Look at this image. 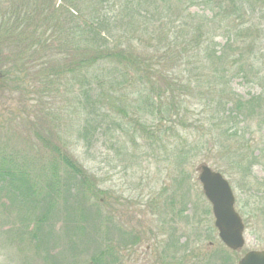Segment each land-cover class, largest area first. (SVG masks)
I'll list each match as a JSON object with an SVG mask.
<instances>
[{"label":"trees","instance_id":"obj_1","mask_svg":"<svg viewBox=\"0 0 264 264\" xmlns=\"http://www.w3.org/2000/svg\"><path fill=\"white\" fill-rule=\"evenodd\" d=\"M31 7L34 11L22 20L26 24L18 17L12 28L2 27L0 42L29 67L24 70L34 74L28 75L29 85L37 83L45 90L41 95L64 80L77 84L85 113L78 138L87 150L96 137L106 146L112 122L131 141L139 138L168 154L176 170L201 158L208 147L224 155L229 169L250 173L253 161L246 162L245 142L230 151L216 140L243 142L253 123L264 126V0H65L58 7L51 0H35ZM217 39L224 41L219 50ZM182 61L203 76L177 75ZM235 80L256 85L259 93L240 95ZM192 94H198L202 125L210 133L201 136L202 142L183 135L193 127ZM49 120L51 127L40 124V132L38 122L29 124L33 135L27 145L42 152L35 155L38 165L33 148L21 153L0 143V258L9 256L16 264H123L120 251L139 244L142 236L115 223L102 185ZM186 178L175 179L179 189L167 204L173 221L183 218L190 204L189 194L179 192L188 185ZM110 235L119 242L112 245V237V246L103 245L101 236ZM90 239L95 250L79 253ZM178 243L171 241L158 253L159 264L235 262L224 247L187 254L188 246L182 250Z\"/></svg>","mask_w":264,"mask_h":264},{"label":"rangeland","instance_id":"obj_2","mask_svg":"<svg viewBox=\"0 0 264 264\" xmlns=\"http://www.w3.org/2000/svg\"><path fill=\"white\" fill-rule=\"evenodd\" d=\"M34 1L0 0V30L2 27L4 29L6 24L12 28L18 17L21 23L26 24L27 22L22 20L34 11L31 7ZM51 1L56 7L65 5V0ZM67 7L72 14H76L73 4H68ZM192 12L202 14L199 8H194ZM150 30L154 31L156 27L153 25ZM150 38L151 34L145 37L146 40ZM216 42L219 44L217 47L219 50L224 41L217 39ZM15 52L3 41L0 42V73L3 75L0 80V143L8 144L9 151L13 149L22 153L25 149L28 150L27 144L32 140L30 135H33V131L29 124L38 122L35 129L40 132L39 125L50 126V118L52 128L62 132L63 141L72 154L85 164L90 174L102 185L106 193L104 202L111 207L115 223L124 231H138L142 236L139 244L126 246L120 251L123 264H159L158 253L162 252L164 247L166 249L171 241H178V248L182 250L188 246L187 254L197 249L206 250L208 247L215 249L223 246L215 228L211 204L205 198L199 182L197 168L202 164L208 165L227 179L236 199V211L245 224L244 249L236 254L229 251L234 255V264L250 251L264 250V153L259 156V152L264 150V130L261 129L264 126L253 123L248 129L250 137L243 142L242 138L240 141L225 137H218L216 140L223 150L230 151H237L241 145L247 144L249 150L243 154L247 158V163L253 161L248 175L238 169H229L230 163L222 158L224 155L215 154L216 152H211L208 147L201 158L188 162L181 170H176L170 163L168 154H162L158 147L149 148L147 142L139 138L137 141H131L123 132L116 129L118 126L112 122H109V125L115 128L108 133L106 146L102 145L100 137H96L94 147L87 150L85 144L78 138L85 113L79 106L80 91L77 84L64 80L58 85L51 86L48 93L41 95L45 90L37 83L29 85L32 80L28 75L34 74L24 71H28L29 67L17 62ZM182 59L184 60L183 57ZM176 69L177 75L185 78L200 79L199 76H203V73L196 72L195 68L194 71L186 68L184 61L178 63ZM233 87L244 97L256 95L260 90L256 85L242 84L241 80H235ZM188 101L191 106L190 125L193 127L183 135H186L189 141H201V136L210 135L208 128L202 125L204 120L202 104L198 94L190 95ZM45 119L48 125L42 122ZM33 141L36 144V141ZM29 148H33L31 152L34 150L32 155H42V152L36 150L39 149L38 146L32 144ZM36 158L35 156L38 165L40 159L38 161ZM183 177H187L185 182L188 185L179 192L189 194L187 199L190 204L183 218L173 221L167 204L174 192L179 189L178 185H174L175 179ZM159 212H162L160 216ZM61 225L59 223L56 229L59 230ZM112 235L107 239L101 236L105 241L103 245L110 247L114 242H119V238ZM92 240L90 239L79 253L88 249L89 252L94 251ZM110 240L112 245L108 244ZM195 253H198V250ZM85 259L88 260V257ZM0 260L4 264H16L15 259L9 256L8 259L4 256ZM88 263L89 261H86L83 264Z\"/></svg>","mask_w":264,"mask_h":264},{"label":"water","instance_id":"obj_3","mask_svg":"<svg viewBox=\"0 0 264 264\" xmlns=\"http://www.w3.org/2000/svg\"><path fill=\"white\" fill-rule=\"evenodd\" d=\"M197 171L205 197L212 205L220 240L228 249L240 251L245 246V226L235 210V197L229 182L207 165H200ZM238 264H264V250L248 252Z\"/></svg>","mask_w":264,"mask_h":264}]
</instances>
